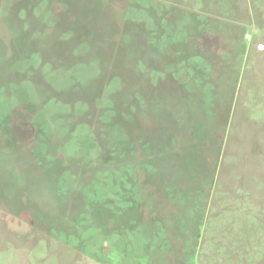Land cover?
<instances>
[{"label": "rangeland", "instance_id": "rangeland-1", "mask_svg": "<svg viewBox=\"0 0 264 264\" xmlns=\"http://www.w3.org/2000/svg\"><path fill=\"white\" fill-rule=\"evenodd\" d=\"M0 264H264V0H0Z\"/></svg>", "mask_w": 264, "mask_h": 264}]
</instances>
